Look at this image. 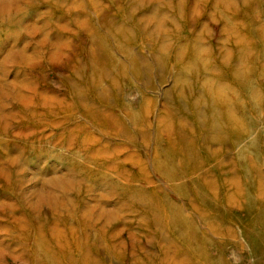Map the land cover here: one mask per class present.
<instances>
[{"label":"rangeland","instance_id":"obj_1","mask_svg":"<svg viewBox=\"0 0 264 264\" xmlns=\"http://www.w3.org/2000/svg\"><path fill=\"white\" fill-rule=\"evenodd\" d=\"M19 1L0 17V264H264V249L245 227L264 220V15L257 0L250 14L249 0L244 11L220 0ZM221 14L239 16L240 27ZM232 50V65L252 74L249 99L262 103L250 114L253 132L245 122L238 140L240 160L256 178L241 169L212 89ZM141 111L137 129L131 117ZM208 117L224 127L222 153V143H194L195 134L210 137ZM174 125L190 134L185 146L198 148L181 155L186 167L177 178L160 168L159 153L164 139L173 149L182 141ZM216 180L213 207L221 214L199 194ZM176 209L195 234L176 232ZM213 217L224 236L210 228ZM200 233L213 241L203 253Z\"/></svg>","mask_w":264,"mask_h":264},{"label":"bare ground","instance_id":"obj_2","mask_svg":"<svg viewBox=\"0 0 264 264\" xmlns=\"http://www.w3.org/2000/svg\"><path fill=\"white\" fill-rule=\"evenodd\" d=\"M17 2H16V0H0V17L3 18L9 10L11 11V9H9V6L13 5L14 3H17ZM19 2H21V1H19ZM229 2H230L229 0H220V3L221 4L225 3L227 6V7L226 6L225 7L229 8L230 10H231V8L232 9L238 8V6H239V8L243 7L242 5L245 4L244 0H240V2L235 1V3H239V5H237V4L235 5V3L231 4ZM249 2H250V0H249ZM251 2H250V4L248 3V1L246 2V4H248L247 9H245L246 14H250L249 13L250 9L253 8V6H254V2L253 1H251ZM257 2L258 3H256V1H255V5L259 6V8L261 9L262 15H264V0H257ZM216 9H218V8H216ZM240 10L244 11L243 8H240ZM4 11H7V12H4ZM220 17H221V19H225V20L229 19V20H227V22L228 21L231 23L234 22V24L233 23L232 24L235 28L240 27V25H239L240 22L236 20L237 17H239V16H237L236 14H232V15L221 14ZM252 22L255 23L256 22L255 19H253ZM227 25H228V23H227ZM228 26H226V27H228ZM200 51L201 50H199V54H200ZM234 51H236V50H234ZM194 52H197V49L192 50L191 53L194 54ZM231 52H233V50L227 54L226 58L222 57L223 61L221 63L222 64L224 63V68L227 70V72L225 74H221V77L219 78V80L216 81V84L214 86H212V89L216 90L217 101L221 105L224 106V107H222L221 115H222V118L224 119V121L227 120L226 126L232 130V137H234L233 143H236L234 148L236 149V151H238L239 146H240V142L238 140L241 138L242 131L244 130V127L246 128L245 129L246 133H252L253 132L252 129H254L253 124L256 122V120H255L254 116L252 115V117H251L250 114L254 113L253 110L259 111L260 109H262V103L259 104L260 100H258L256 103H254L253 101H251V99H249L250 97L253 96L252 93L254 92V91H252V87H251V83H250V81H252V79H253L252 74L245 77L243 75L244 74L243 72L245 70H243V69L239 70L237 66L232 65L233 56H232ZM10 56H11V54H10ZM13 57H15V56H13ZM135 69H137V68H135ZM243 94H246L247 99L250 100V103H251L250 113H249V110L246 109V107L241 105L242 99H243L242 98ZM231 96H233V97H231ZM262 100H264V99L262 98ZM252 102L254 103V105H252ZM193 103H194V105H193L194 111H197L199 109L200 105L198 104L197 101H194ZM126 106H127V104H126ZM122 107H123V105H122ZM262 112H264V111L262 110ZM212 113H215V112H212ZM218 113L219 112L217 111L215 113V115L217 116ZM248 114L250 117L248 116ZM113 116L115 118V114ZM131 118L133 119L134 127H136L138 129L139 126H141V124H142V120L144 118V112L143 111L138 112V113L132 115ZM208 118L209 119H208L204 129L208 132L210 137H203V135L199 136L198 134H195L194 143L197 144V142L200 141V137L204 138L205 142L208 143L209 145H211V144L214 145L216 143L217 144L222 143V147H220L219 152H218V153H222V151L224 149L223 140L226 138L224 136V133H223L224 127L219 125L215 118H213V119L212 118L210 119V117H208ZM114 121H116L115 123L121 125V127L123 128V131L126 134L128 133L129 137L131 136L132 133L130 134L128 127L124 122V118H122V117L119 119L115 118ZM195 121L197 122L195 124L196 128H198V131H200V128H199L200 122H199L197 117H196ZM248 121L252 122L253 124L249 123ZM245 122H247V124L249 125L248 127L242 126V125H244ZM174 127H176V128H173L176 131L174 136H176L177 139H182V141L178 140V141L174 142V144L176 145V146H174V147H176L175 149H173V147L166 142L167 141L166 139H164L163 143L159 146V153H160V155L162 154V156L164 157V159H163L164 162H160V168L165 169V171L168 175H169V172L175 171L172 173V175L170 174L171 178H177L178 177L177 173L178 172L181 173V171H184V168L186 167V165H184V163H182V161L180 160L181 155L187 154L188 149H194V152H196L198 150L197 146H195L194 144L191 147L184 145L183 140L188 138V136L190 135V134H188L186 128H183V127L181 128L179 125H174ZM138 131H139V133H141L140 130H138ZM138 135L139 134H137V135L133 134L132 136L136 137ZM163 136L167 137V135L160 134L161 140H163ZM257 138L259 139V136ZM259 148H260V146L257 147V151H259L258 150ZM243 154L244 153L242 150L240 152L238 151L237 158L239 160L238 162L241 163V169L251 173L252 178H256L255 177L256 176L255 168L251 164H248L246 162V160H240V159H243ZM257 160H259V157H257V159H256V157L255 158H253V157L249 158V161L250 162L254 161V164L258 162ZM217 180H216V182L213 181L212 184L210 183V188H207L206 191L201 190L199 192V194H201L200 198H201V201L203 204H205L207 207H212L214 211L220 212L219 214H221L222 209H220V207L219 208L217 206L213 207V202L215 201L214 198H217L219 200V197H220V195H218V194L217 195L213 194L214 188L217 187ZM246 183L247 184H246L245 191L248 193L249 187H250V182L247 181ZM226 200H227V202H229L232 200V198L226 197ZM176 210H177L176 212H178V216H177V218H174V222H173L175 224L174 229L176 230V232L181 233L183 235L195 234L197 232V227L195 225H193L192 223L186 222V220L183 218V216L180 217L179 210L178 209H176ZM219 214H215L216 217ZM210 217H211V215H210ZM208 219H209L208 224L210 225V228L215 233L222 235L223 233L221 234L220 232L219 233L217 232V229L220 228L221 225L218 223V225H219L218 226V225H216L215 222H213V220H215L214 217L208 218ZM212 222L216 225V227H213L211 225ZM245 227L247 228L246 231H247V233L250 234L256 249L258 246H261L264 249V220L262 218H260L259 220H255L254 218H252L249 225H246ZM200 234L203 236V239H202L203 242L199 245V248H201L199 250V252L203 253L204 250H206V251L210 250V248L213 245V243H212L213 241L211 242L210 239H208L207 235H205L204 233H200ZM222 236H224V235H222ZM191 237H192V239H191ZM194 238H195V236H193V235L188 238V239H191L190 243H194V240H195ZM0 250H2V249H0ZM259 251L262 252L261 250H259ZM262 253L264 255V251ZM0 259H2L1 253H0ZM203 262H204V264H214L215 263V261L210 262L207 260H203Z\"/></svg>","mask_w":264,"mask_h":264}]
</instances>
